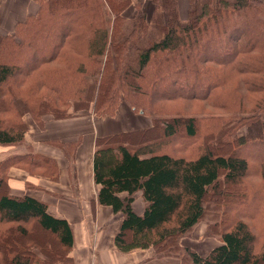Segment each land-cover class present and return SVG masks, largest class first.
I'll use <instances>...</instances> for the list:
<instances>
[{
	"label": "trees",
	"instance_id": "obj_1",
	"mask_svg": "<svg viewBox=\"0 0 264 264\" xmlns=\"http://www.w3.org/2000/svg\"><path fill=\"white\" fill-rule=\"evenodd\" d=\"M36 3L35 14L0 32V145L23 142L28 113L43 127L47 116L59 120L81 110L113 116L126 103L151 124L99 135L93 157L100 204L122 213L117 249H149L144 262L264 264V243L254 252L257 237L244 220L222 230L206 254L188 236L209 197H222L230 185L245 194L244 150L257 148L251 155L264 186V0H188L185 19L179 0ZM131 5L134 14L126 18ZM177 101L205 103L223 120L193 158L159 150L182 125L188 137L197 134L196 114L165 116ZM234 119L242 131L232 132ZM61 145L69 154L76 146ZM12 166L58 172L45 154L0 159V264H77L70 222L43 200L12 194ZM37 226L50 237L35 236Z\"/></svg>",
	"mask_w": 264,
	"mask_h": 264
},
{
	"label": "crops",
	"instance_id": "obj_2",
	"mask_svg": "<svg viewBox=\"0 0 264 264\" xmlns=\"http://www.w3.org/2000/svg\"><path fill=\"white\" fill-rule=\"evenodd\" d=\"M136 1V0H133ZM181 17H187L188 0H179ZM135 9L129 6L124 14L132 17ZM37 12L36 0H0V32L10 33L15 24ZM86 111V112H85ZM72 116L55 119L47 116L39 127L31 114L24 120L28 126L24 140L18 145H0V159L21 153H40L56 159L57 174L30 171L19 166L9 170L12 194L30 195L45 201L51 213L66 218L75 236L71 254L77 264H166L163 259L144 262L149 249L121 252L114 235L122 213L99 202V188L94 180L93 157L99 135L114 133L151 124L144 115L134 113L122 103L113 116H97L85 110ZM144 120V121H143ZM75 143L69 154L61 144ZM60 145V146H59Z\"/></svg>",
	"mask_w": 264,
	"mask_h": 264
},
{
	"label": "rangeland",
	"instance_id": "obj_3",
	"mask_svg": "<svg viewBox=\"0 0 264 264\" xmlns=\"http://www.w3.org/2000/svg\"><path fill=\"white\" fill-rule=\"evenodd\" d=\"M181 2H186V0H181ZM207 109L208 107H206L205 103H201L198 101H177L174 103H170V108L165 116H183L186 114L194 113L196 114L195 116H198L200 118H198L196 128L197 134L194 137H188L185 132L184 125H182L174 136L168 137L167 139H163L161 141L159 150L168 151L176 155L184 154L190 158H193L195 157V155L199 154L202 151V147H200V144L203 142V138L205 137L206 143L208 136L207 134L208 132H210L211 128H214L216 122L223 123V120H220V118L215 119L217 115H219L218 112H209L207 111ZM83 111L85 110H81L79 112ZM70 112H73L72 108H70ZM88 112H90V110ZM145 117L151 120L150 117ZM236 122L237 119H234L232 123L233 133L235 132V130L242 131L244 129V127L240 125H234L236 124ZM218 126H221V124H218ZM224 139L228 140L229 136H225ZM243 153L248 156L250 164L248 177H246V179L244 180V185L246 186V188L244 189L245 194L242 193L243 190L241 186L230 185L225 188V191L224 189L222 190V197L214 195V197H209L206 201V207L208 209L205 216L200 220L198 224H196L192 231L188 233V236H190L189 242L201 254L208 253V251L212 247L220 243L221 231L231 228L237 220L246 221L253 233L256 235V243L253 246L254 252H259L263 248L264 186L261 180L259 165L254 160L255 154L251 155V153H257V148H253L252 151L249 149L247 151L244 150ZM143 205L144 203L138 195L137 209L140 210ZM42 231L43 230H41L38 226L33 229L34 235H40L41 238L50 237V235L47 236V233H45L44 231L43 232L46 235L42 234ZM163 260L168 261V263L170 264H177L180 262L179 259L171 257L163 258Z\"/></svg>",
	"mask_w": 264,
	"mask_h": 264
}]
</instances>
